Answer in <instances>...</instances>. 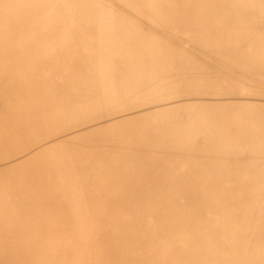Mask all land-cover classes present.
<instances>
[{
    "label": "rangeland",
    "instance_id": "374dc122",
    "mask_svg": "<svg viewBox=\"0 0 264 264\" xmlns=\"http://www.w3.org/2000/svg\"><path fill=\"white\" fill-rule=\"evenodd\" d=\"M0 264H264V0H0Z\"/></svg>",
    "mask_w": 264,
    "mask_h": 264
},
{
    "label": "bare ground",
    "instance_id": "6f19581e",
    "mask_svg": "<svg viewBox=\"0 0 264 264\" xmlns=\"http://www.w3.org/2000/svg\"><path fill=\"white\" fill-rule=\"evenodd\" d=\"M148 5H149V4H148ZM150 5H151V4H150ZM230 5H231V4H230ZM98 12H99V11H98ZM150 12H151V11H150ZM172 12H173V11H172ZM171 14H172V13H171ZM158 18H159V17H158ZM213 25H215V27H218V25L215 24V23H214ZM151 28H152V27H151ZM153 29H154V28H153ZM203 31H205V29H204ZM217 31H218V30H217ZM203 37H204V40H205V41L212 40L211 37L209 36V34H207V35L205 34ZM234 38H235V37H234ZM50 39H53V38H50ZM51 41H52V40H51ZM205 41H204V42H205ZM248 43H249V42H248ZM63 45H65L64 42L61 43V46H63ZM244 45H245V44H244ZM103 53H104V52H103ZM21 132H22V133H21ZM12 133H14V134H15V133H21V134H23V131L21 130V128L16 127V128H13V130H11V134H12ZM24 135H26V134L24 133ZM199 170H200V169H199ZM199 172H200V171H199ZM227 172H228V171H227ZM174 222H175V221H174ZM87 236H88V235H87Z\"/></svg>",
    "mask_w": 264,
    "mask_h": 264
}]
</instances>
